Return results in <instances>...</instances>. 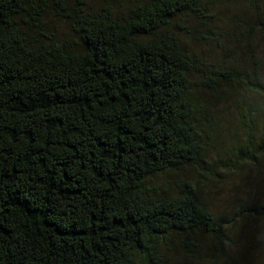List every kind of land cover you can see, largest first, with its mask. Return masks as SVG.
Instances as JSON below:
<instances>
[{
	"label": "trees",
	"instance_id": "trees-1",
	"mask_svg": "<svg viewBox=\"0 0 264 264\" xmlns=\"http://www.w3.org/2000/svg\"><path fill=\"white\" fill-rule=\"evenodd\" d=\"M231 1L263 2L0 0V264H167L176 251V264H264V201L217 213L201 196L264 160V103L235 96L264 102V80L181 41L219 46ZM226 100L242 138L212 157Z\"/></svg>",
	"mask_w": 264,
	"mask_h": 264
},
{
	"label": "rangeland",
	"instance_id": "rangeland-1",
	"mask_svg": "<svg viewBox=\"0 0 264 264\" xmlns=\"http://www.w3.org/2000/svg\"><path fill=\"white\" fill-rule=\"evenodd\" d=\"M217 14L220 18L217 21L218 32L224 34L221 39L222 43L219 46L215 45L213 40L207 42L198 40V38L192 36L193 34H190L192 32L182 36L181 41L188 46L192 53L199 55L200 58H205L208 61V66L211 63L219 66H239V70H244V72L249 70L250 73L256 67L259 71L257 74H260V78L264 80V0L258 9L248 4L231 1L217 8ZM204 27L201 25L196 27L197 35H204ZM209 28L213 31V35L218 34L214 32V30H217L216 26H210ZM233 88H236L235 85H233ZM236 91L235 96L241 102L251 104L255 102L256 106L264 103L257 100L255 94L244 91L240 87H237ZM211 114L217 120L215 121L216 131L219 134L210 141L214 149L210 150L209 154L213 157V155L219 153L220 149L231 145L233 141H240L242 134L235 127L239 114L230 100L217 102ZM182 174L174 177L177 174L172 173L160 178L155 183L165 180L171 182L177 179L182 181L193 179L191 170L186 169ZM216 179L202 187L201 196L209 208L217 213L236 209V207L248 203L264 201V160L257 162L255 166L244 165L235 173ZM245 219L249 221L248 216H245ZM234 228L230 230L228 236H232L233 245L239 247L243 243L241 241L246 236L248 226H242L241 223ZM235 237L237 240H234ZM247 242L249 243V241ZM172 258L174 259H166V263L176 264L185 260L178 251L172 254Z\"/></svg>",
	"mask_w": 264,
	"mask_h": 264
}]
</instances>
